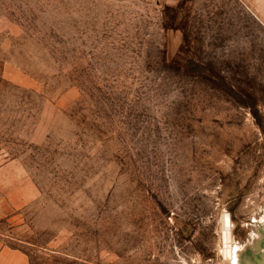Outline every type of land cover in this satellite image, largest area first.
I'll list each match as a JSON object with an SVG mask.
<instances>
[{
	"label": "rangeland",
	"instance_id": "374dc122",
	"mask_svg": "<svg viewBox=\"0 0 264 264\" xmlns=\"http://www.w3.org/2000/svg\"><path fill=\"white\" fill-rule=\"evenodd\" d=\"M0 242L264 264V0H0Z\"/></svg>",
	"mask_w": 264,
	"mask_h": 264
},
{
	"label": "crops",
	"instance_id": "0c3cea01",
	"mask_svg": "<svg viewBox=\"0 0 264 264\" xmlns=\"http://www.w3.org/2000/svg\"><path fill=\"white\" fill-rule=\"evenodd\" d=\"M0 264H30V262L22 250L0 242Z\"/></svg>",
	"mask_w": 264,
	"mask_h": 264
},
{
	"label": "bare ground",
	"instance_id": "6f19581e",
	"mask_svg": "<svg viewBox=\"0 0 264 264\" xmlns=\"http://www.w3.org/2000/svg\"><path fill=\"white\" fill-rule=\"evenodd\" d=\"M230 220L228 218V216L225 217L224 222H223V230H224V239L227 243V240L229 239V230H230ZM228 246V245H227ZM226 248V247H225ZM229 248V247H228ZM225 252H229L228 250H226ZM227 255V254H226Z\"/></svg>",
	"mask_w": 264,
	"mask_h": 264
}]
</instances>
